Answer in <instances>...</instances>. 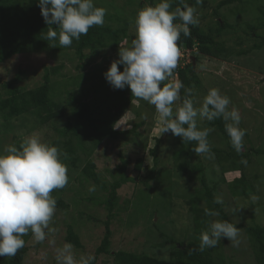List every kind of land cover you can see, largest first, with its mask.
Masks as SVG:
<instances>
[{
	"label": "rangeland",
	"instance_id": "374dc122",
	"mask_svg": "<svg viewBox=\"0 0 264 264\" xmlns=\"http://www.w3.org/2000/svg\"><path fill=\"white\" fill-rule=\"evenodd\" d=\"M220 1L202 0L195 8L202 30L208 31L217 19L229 25L223 34L215 37L224 44L225 50L219 56H211L198 53L196 47L189 50L180 46L182 55L178 66L163 83L179 80L178 69L193 63L198 74L191 94L195 107L201 106L211 88L219 89L222 95L230 98L229 109L239 110L240 127L247 130L241 149L249 153L250 160L244 165L239 160L226 159L223 152L227 149L226 140L216 127L206 123V118L198 119V127L214 129L207 137L214 155L207 158L193 151L178 153L182 143L170 131L161 133L163 125L155 107L129 92L112 88L106 81L104 73L119 59L120 46L130 47L135 38L137 12L154 6L159 0L152 3L149 0H94L107 9V17L119 16L129 21L128 37L117 48H104L96 55L87 51L83 60L75 49L28 51L0 64V95L5 94L3 83L18 74L21 75L18 85L30 89L42 83L45 67L51 70L59 67L58 72L52 74V100L60 104V112L53 119L44 123L37 114L28 112L6 122L0 115V152L6 145L19 148L25 137L36 134L42 142L55 143L66 153V157L62 155L61 158L68 167L69 182L51 195L63 199L69 206L67 209L56 206L49 226L52 230L44 242H36L31 231L23 237L28 245L24 264H57L56 249L67 242L69 226L79 235L82 244L81 247L73 245L77 259L81 254L90 253L95 256L96 264H113L115 251L128 250L168 260L174 243H187L205 231L196 229L194 211L204 214L205 209L213 210V204L205 195L201 178H205L215 198L222 199L220 205L232 222L264 227V45L257 47L264 37L259 12L264 0L234 1L220 7L217 16L215 8ZM177 6L183 5L179 0H171L170 10L174 11ZM105 21L114 26L120 24L116 19ZM121 95L130 98L123 107H118L121 113L112 129L102 128L104 136L101 139L97 133L93 138L76 142L75 153L68 156L64 145L66 137L58 130L73 121L72 109L77 101L87 100L103 108L106 102H118ZM180 103L182 97L173 105L174 112ZM109 116L112 114L107 113ZM140 122L136 133H111L129 130ZM154 154L157 155L156 165ZM70 157L75 158L74 163ZM138 159H142L140 169L137 168ZM89 161L95 163L100 183L86 178L83 173ZM126 161L122 172L120 166ZM180 163L187 166V171L179 170ZM151 173L154 176L148 179ZM122 174L130 180L117 191L111 224V254L97 256L96 248L105 232L104 221L108 214L105 201L111 185ZM92 186L95 191L90 192ZM243 187L246 194L242 192ZM252 196L258 199L253 201ZM214 220L220 217L206 215L203 219L206 225ZM239 229V246L222 238L213 249L216 264H258L257 256L263 252L261 243L244 227ZM0 264H6L4 257H0Z\"/></svg>",
	"mask_w": 264,
	"mask_h": 264
},
{
	"label": "clouds",
	"instance_id": "9594fccd",
	"mask_svg": "<svg viewBox=\"0 0 264 264\" xmlns=\"http://www.w3.org/2000/svg\"><path fill=\"white\" fill-rule=\"evenodd\" d=\"M202 0H197V4ZM171 11V0H159L154 6H146L135 17V38L130 47L119 48V59L110 64L104 73L106 81L114 89L130 88L132 96L155 107L163 125L161 133L171 132L183 142H196L192 151L211 158L207 137L214 129L198 127V119L213 121L222 118L231 146L239 153L243 147L246 129L240 127L241 115L237 108L229 109L230 98L217 88L208 90L199 108L194 106L191 89H185L175 112L173 105L181 101L179 80L164 84L173 75L182 55L178 46L181 33L191 35L189 26L199 24L195 7L179 0ZM41 15L50 26L45 40L53 41L52 47H70L79 41L93 26H103L107 9L96 7L94 0H38ZM179 20L181 23H174ZM57 25L53 29L52 25ZM56 29H59L57 31ZM118 65H123L120 71ZM66 153L54 145L42 142L38 135L25 137L19 148L6 145L0 152V257H13L25 246L23 237L31 231L36 242H44L50 223L56 212L57 200L51 195L63 189L69 182L68 167L62 160ZM241 163L246 164V160ZM95 191V186L89 188ZM258 197L252 196L256 201ZM215 203L222 204L217 196ZM236 211V210H234ZM205 215L217 217L218 211L205 209ZM240 229L233 223L214 220L200 235L198 250L216 247L226 238L233 246H239ZM51 243V242H50ZM57 264H93L95 256L81 254L77 259L74 246L64 243L56 249Z\"/></svg>",
	"mask_w": 264,
	"mask_h": 264
},
{
	"label": "trees",
	"instance_id": "16d2710c",
	"mask_svg": "<svg viewBox=\"0 0 264 264\" xmlns=\"http://www.w3.org/2000/svg\"><path fill=\"white\" fill-rule=\"evenodd\" d=\"M152 3L154 0H149ZM237 0H221L215 8V15H219L218 10L223 5L232 3ZM188 5L195 7L197 0H188ZM96 7H100L94 3ZM142 6V4H140ZM183 7V6H182ZM261 14L260 26H264V7H259ZM109 18L111 20H117L120 24L114 26V24L104 22L103 26H93L89 29L87 35H82L79 41L73 40L70 47L60 48L57 43V47H52L53 41L45 40V36L49 30V27L44 18L41 15V9L38 6V0H0V64L10 59L14 55L25 53L28 51H57L66 49H75L79 58L83 60L87 56V51L91 55H96L104 48H117L119 45L128 37L129 21L126 18L119 16H105V20ZM179 20L174 21L177 23ZM181 22V21H179ZM53 29L57 25L51 26ZM191 35L185 37L181 33L180 40L177 42L178 46L184 45L187 49L192 50L195 47L198 49V53L211 56H219L224 51V44L218 42L215 37L224 33L225 29L229 25L224 20L217 19L213 27L208 28V31L202 30L199 25L189 26ZM59 31V29H56ZM264 45V37L262 38L261 44L257 47ZM86 64V63H85ZM80 68L84 65H79ZM123 65H118L120 71H123ZM58 68H44L43 81L40 85L24 89L18 82L20 81L21 75L18 74L14 79L6 81L3 86L6 88L5 94L0 95V115L4 121L9 122L11 119L16 118L22 114L28 112H34L37 114L44 123L49 122L60 112V104L52 100V74H56ZM179 81L183 83L184 88L181 89L182 100L187 95L185 89H191L194 87L198 74L194 69L193 63L187 68L178 69ZM1 83V81H0ZM122 92H129L132 96L129 87L121 89ZM130 97L119 96L118 102L113 104L106 102L103 108L93 106L87 100H78L73 106L72 117L73 121L69 122L64 128L58 130L61 134L66 137L64 145L68 152V156H73L75 153V143L85 141L86 137L93 138L95 134L101 139L104 135L102 128L111 130L113 124L118 120L121 111H117L118 107H123ZM191 98V97H190ZM111 113L112 116L107 117V113ZM100 115H103L100 117ZM209 126L216 127L224 136L227 144V149H224L226 159H236L241 163L242 160L249 162V153L243 149L237 153L231 146L230 139L225 131V122L222 118L215 119L213 121H206ZM142 122L134 124V127L129 130L120 132L111 131L113 135L116 134H133L136 133V128L141 126ZM178 137V136H176ZM182 143V149L178 151L181 154H190L192 148L196 146V142H183L181 137H178ZM55 145V143L51 144ZM220 151V150H218ZM74 163L75 158L70 157ZM137 168H141L142 159H138ZM154 163L157 164V155L154 154ZM120 166L122 172L125 171V166ZM244 165V163H241ZM180 171H187V166L183 163L178 165ZM83 173L86 178H90L97 183H100L99 177L96 173V165L94 162L89 161L83 168ZM123 176L116 182H114L110 189L109 195L105 201L107 207V219L105 223V232L101 239L100 244L96 248V255L111 254L112 244V229L111 224L114 219V207L115 200L117 198L118 189L126 182L130 180L129 177ZM153 173L150 174L148 179H152ZM201 183L205 190V195L213 204V210L220 213L219 217L221 221L227 220L238 228L244 227L256 241L261 243L263 252H259L257 256L258 264H264V227L259 225L236 224L232 222L220 204L215 203V196L207 185L205 178H201ZM104 187V185H103ZM243 194H246L245 187L242 188ZM57 206L60 209H67L69 204L63 199H56ZM196 213V229H207L204 224V214H200L199 210L194 211ZM200 237H196L193 240L180 243H174V248L170 253L168 260L158 259L157 257L150 256L146 253H137L128 250H118L114 252V263L113 264H216L213 256V249L208 248L203 252L199 251ZM67 242L71 243L75 247H81L79 235L74 229L69 226L66 236ZM28 252V245L25 242V246L21 248L15 256L4 257L6 264H24L26 254ZM96 261H93V264Z\"/></svg>",
	"mask_w": 264,
	"mask_h": 264
}]
</instances>
